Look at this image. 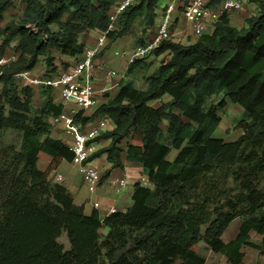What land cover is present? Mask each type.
Wrapping results in <instances>:
<instances>
[{"label":"trees","instance_id":"16d2710c","mask_svg":"<svg viewBox=\"0 0 264 264\" xmlns=\"http://www.w3.org/2000/svg\"><path fill=\"white\" fill-rule=\"evenodd\" d=\"M116 1L22 0V14L2 26L13 0H0V57L10 48L18 54L0 67V131L22 134L19 146L0 145V264H205L201 245L230 264H241L244 246L264 259V0H248L258 13L240 29L223 16L193 43H163L153 52L164 56L146 89L122 80L97 110L115 129L90 141H110L93 158L106 153L111 169L122 168L126 153L147 176L148 185H135L130 207L106 217L87 215L56 180L60 164L74 159L72 149L52 136L49 119L63 105L51 88L41 87L44 101L35 107L34 88L16 75L32 71L42 57L45 76L58 75L60 66L67 70L70 63L57 64L56 55L84 54L80 36L106 31ZM159 1L129 7L109 40L124 36L142 17L153 26ZM224 1L211 0L210 6ZM221 94L243 109L235 125L243 134L232 142L215 135L225 101L208 102ZM77 120L86 126L92 117ZM173 149L177 155L170 161ZM237 218L239 232L226 242ZM252 232L261 239L254 241ZM63 233L69 250L58 240Z\"/></svg>","mask_w":264,"mask_h":264},{"label":"built area","instance_id":"2783aa9c","mask_svg":"<svg viewBox=\"0 0 264 264\" xmlns=\"http://www.w3.org/2000/svg\"><path fill=\"white\" fill-rule=\"evenodd\" d=\"M141 0H117L108 13V28L100 33L95 43L85 49L81 60L76 61L67 70L61 71L53 77H36L30 70H23L16 75L24 85L31 88L49 87L54 93L58 92L63 105L58 116L51 117L54 126H63L64 133L73 138L72 151L73 162L77 163L82 173L84 183L88 191L96 194L103 180L102 171L90 162V141L100 135L106 129L109 118L103 116L101 120L93 125L88 131L85 129L78 117H85L86 111L98 107L100 98L106 94L110 95L113 88H117L119 82L125 77L114 70L101 69L100 75L102 86L98 87L92 79L97 64L96 59L103 53L108 45L109 35L117 30L122 14L131 6ZM165 6L161 10V16L155 24L153 36L142 45L132 50L116 52V56L126 59L127 68L141 61L159 48L163 43L175 38L174 28L180 16L189 25L194 37L199 38L206 31L213 32L215 25L223 16L230 17L238 12L244 5V0H225L217 8L210 6L211 0H164ZM26 28L33 34L38 33L36 25H28ZM9 64L4 58H0V67ZM118 82H114L115 80ZM100 80V79H99ZM57 181L59 178L57 177ZM131 182L129 176H124L111 183L112 191L121 196L123 191ZM140 184L148 185L147 178H141ZM94 209H100L99 200L93 202ZM118 212L111 207L107 214L110 216Z\"/></svg>","mask_w":264,"mask_h":264},{"label":"crops","instance_id":"0c3cea01","mask_svg":"<svg viewBox=\"0 0 264 264\" xmlns=\"http://www.w3.org/2000/svg\"><path fill=\"white\" fill-rule=\"evenodd\" d=\"M23 9H24V4L22 2V9L19 12L20 15L22 14ZM158 9H159V7L157 5L156 13L158 12ZM257 13H258V10H257L256 6L253 4H250L248 2V0H246L244 2L243 7L238 12L234 13L233 15H231L229 17L230 23L232 26L240 29V28L245 26V19L247 17H249L251 15H256ZM157 16H158V13H157ZM180 19L181 20H178L176 27L174 28L175 38L179 41H182V44L184 41L187 40L188 36H191L192 40H194V39L197 40V38L193 36L189 25L183 19L182 16ZM206 33H209V31H206ZM210 33H212V32H210ZM99 35H100V31L91 30L89 33L82 34L80 36V41H81V43L84 44V48L86 49L87 47H89L95 43V41L99 37ZM196 40H194V41H196ZM0 42L2 43V39ZM1 43H0V45H1ZM12 49L11 48L7 49L5 54L2 56L8 61V63L15 61L18 57V54ZM59 56H61V55H59ZM82 56H83V54H82ZM62 59H63V61L69 62L70 64H72V61L75 60L76 58L62 56ZM42 61L44 63V57L40 58V62L32 70L33 75L36 77H42L45 75L46 69H45V65L44 64L42 65ZM98 61H99V63L101 61L104 63L102 58H98ZM57 64H58V61H57ZM39 71L42 72L41 75H38ZM122 80H124V78ZM101 81H102V79H101V75H100V82L97 83L98 87L102 86ZM114 82L116 83V82H118V80L116 79ZM120 82H119V84H120ZM36 89L37 88H34V94H35ZM40 89L41 88H39V91H40ZM118 90H119V86L117 88H113L110 92V95L106 94L105 96L100 98V104L98 107H95L93 109H89L86 111L85 116L86 117H92V122L87 124L85 127V129L87 131L93 125L97 124L101 120V118L103 117V115H101V114H96L97 110L100 108V106L105 104L110 97L115 96L117 94ZM53 98H54L55 102L61 103V98H60V95L58 92L54 93ZM169 100H170V97L168 95H165L162 99V101H164V102H167ZM153 105L156 107L160 106L161 101H156V102H154ZM240 109L242 110V114H243V109L241 107H240ZM94 121H96V122H94ZM221 123H222V121H221ZM221 123H220V125H221ZM54 127H55V130L52 131V136L57 138V139H60L65 145L72 148L73 138L67 136L64 133L63 126L59 125V126H54ZM114 129H115V124L113 123V121L111 119H109L106 129H104L102 131V133L111 132ZM218 129H219V127H218ZM242 134H243V131L241 129H239L237 138L232 139V140L228 139L227 141H226V139H223V140L225 142H232V141L237 140ZM109 144H110L109 140L95 141V142L90 143V153H91L90 162L92 165L98 167L102 171L103 176L105 175V173L108 170L111 169V164L107 160V154L103 153V154H100L99 156H95L94 158H93V156L99 150L108 147ZM174 151L176 152V155H177V151L175 149H173L170 152V154L168 155V160H170V161L174 160L176 155L174 156L173 159H171V156H172L171 154ZM121 158H122L123 167L111 169L109 176L107 178H103L101 186L99 187V190L96 194H92L88 191V189L84 183L82 173L80 172V168H79L78 164L73 162V161L72 162H66V161L62 162L60 164V166L58 167V169L56 170V172L54 173V176L56 179L58 177L59 178L58 181L60 183H62L70 191V193L73 195L74 202L77 205H84L85 213L87 215H91L94 211H98L101 216H105L111 207L117 208L118 211H125L132 204L131 198H132V195H133V192L135 189V185L140 183L139 182L140 177L146 178L147 176L144 172L142 164H140L138 162L128 161L126 159V153H123ZM124 176H129L131 178V182L129 183L128 187L129 186H132V187H131V189L127 187L128 189L126 188L123 191L121 196L116 197L115 196L116 194L112 191V189L110 187L111 183L113 181H116L119 178L124 177ZM95 200H99L101 203V207L99 210L98 209L96 210L93 207V202ZM241 224H242V219L237 218L228 227V229L232 228V233L234 234L233 238H235L236 235L238 234ZM226 232H225V234H226ZM102 233L106 234L107 230L106 229L102 230ZM225 234H224V236H225ZM251 235H252V239L254 241H259L261 239V236L257 235L255 232H252ZM232 239H230V240H232ZM241 251L244 254L241 264H260V263L264 262V259L260 256L259 251L256 250L255 248H252L250 246H244ZM199 253L205 258V260H206L205 264H230V262L228 261L226 256H224L221 253H216V252H213L211 250H208L204 247V245H201V247L199 248Z\"/></svg>","mask_w":264,"mask_h":264},{"label":"rangeland","instance_id":"374dc122","mask_svg":"<svg viewBox=\"0 0 264 264\" xmlns=\"http://www.w3.org/2000/svg\"><path fill=\"white\" fill-rule=\"evenodd\" d=\"M246 1V0H245ZM141 2V1H140ZM139 2V3H140ZM138 3V4H139ZM166 2L164 0H160L158 3V16L156 18V23L158 22L160 16H161V9L165 6ZM22 9V0H13V4L8 6L5 13H4V20L2 22V26H5L6 23L10 22L12 19L20 16L19 12ZM179 17L178 20L180 19ZM155 24L153 26H146V22L144 17L139 18L136 20L132 26V29L125 33L124 36L109 40L108 45L103 51V53L98 58H102L104 63L98 61V58L96 59V68L94 72L92 73V79L95 80L96 83L100 82V70L101 69H108V70H114L118 72V74H124V82H130L132 83L136 88L139 89H146V78L150 76L151 74H154L157 72L160 61L163 58L164 55L157 57L156 55H150L147 58L141 60L139 62V65L134 68L131 72H129V69L127 68V62L126 59L120 56H116L115 53L123 50H132L136 46L142 45L146 40L150 39L155 30ZM147 27V28H146ZM121 28L119 27L118 30ZM196 40V39H194ZM192 40L191 36H188L187 40L183 42V44H190L195 42ZM1 41V39H0ZM171 41L182 43V41L177 40L176 38H173ZM1 43V42H0ZM12 49V48H11ZM13 50V49H12ZM82 55L76 58L72 61V64H74L76 61H79L82 59ZM56 59L58 63L60 61H63L62 56L56 55ZM42 61V65H43ZM70 64V65H72ZM45 65V64H44ZM63 66L59 67V71H63ZM42 72L39 71L38 75H41ZM222 100L225 101V105L223 108L220 107L219 114L222 117V123L219 126V129L216 131L215 135L217 137H220L222 139H226V141L232 140L237 138L239 129L235 128V125L237 122L242 118V110L239 106L232 104L227 98L223 96V94L214 96L211 100H209L208 104H219ZM42 101L44 99L41 96V89L39 91V88L35 90L34 94V106L40 107L42 105ZM51 123V117L49 119ZM96 122V121H94ZM52 124V123H51ZM53 126V125H52ZM55 130V127H52V131ZM22 134L18 131L4 129L0 131V145H11L15 144L17 146L21 143ZM171 159L174 158L176 155V152L174 151L171 154ZM142 177H140L141 179ZM132 186H129L128 188L131 189ZM127 188V189H128ZM122 195V194H121ZM116 197L118 195H115ZM234 237V234L232 233V228L228 229L225 236L223 237L225 241H228ZM59 242L64 245L65 250L70 249V242L68 240V237L65 233H63L59 237Z\"/></svg>","mask_w":264,"mask_h":264}]
</instances>
